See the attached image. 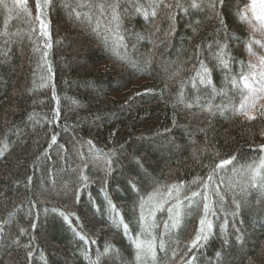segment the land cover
Listing matches in <instances>:
<instances>
[{
  "label": "trees",
  "instance_id": "trees-1",
  "mask_svg": "<svg viewBox=\"0 0 264 264\" xmlns=\"http://www.w3.org/2000/svg\"><path fill=\"white\" fill-rule=\"evenodd\" d=\"M35 3L28 0L32 18ZM175 3L163 0L155 17L130 12L120 41L106 18L80 23L55 0L50 49L32 18L0 5V53H8L0 55V264H90L109 245L99 264H186L193 253L194 264H264V183L253 187L249 169L264 158V100L255 119L245 118L236 112L241 92L226 79L238 78L239 61L245 72L256 62L246 50L251 30L236 16L237 0L218 8L234 34L227 38L213 10ZM217 42L228 45L231 72L214 58ZM253 51L264 49L253 43ZM201 63L211 86L197 77ZM225 159L232 163L217 168ZM205 182L212 234L186 256L204 215ZM171 185H182L175 228ZM193 191L201 196L189 206ZM164 199V210H154ZM134 239L153 242L155 256L137 261Z\"/></svg>",
  "mask_w": 264,
  "mask_h": 264
},
{
  "label": "snow or ice",
  "instance_id": "snow-or-ice-1",
  "mask_svg": "<svg viewBox=\"0 0 264 264\" xmlns=\"http://www.w3.org/2000/svg\"><path fill=\"white\" fill-rule=\"evenodd\" d=\"M55 3V0H36L35 9L36 15L32 18V11L28 6V0H12L11 7L6 2V0H0V5L4 8L8 9L9 12L17 11L18 13H22L26 17L32 18L30 19L31 25L39 26V35L45 38L44 47L46 49L51 48V43L49 42L50 32H49V22L47 21V10L52 7ZM61 6L67 11L69 18H74L80 23L91 24L93 19L97 17L106 18L107 27L106 30L109 33L115 34L118 37V40L122 41L123 37L119 36L118 29L123 24V19L130 12H134L136 14H142L145 18L155 17L157 15L156 9L163 3V0H152L151 3L145 5L141 3L140 0H60ZM165 7L172 8L173 5L165 4ZM184 5L181 3V0H176L175 7H183ZM188 7L193 9H201L203 7L210 8L213 10L221 24L226 38L232 36L228 30V25L224 19V14L222 11H218L219 9H223L225 7V0H188ZM87 8V11H82V9ZM150 9V10H149ZM236 16L240 22L247 24L250 32V40L246 45V50L248 54L252 57H256V62L253 63L251 60L247 64L248 71H243L245 67L243 61H239L242 66V71L238 74V78L236 75L231 77H226L229 80L230 84L233 88L237 89L241 92L242 100L240 102L239 108L236 109V112L240 115H243L247 119H255V116L252 115V111L258 110V104L261 100H264V52H262L259 56L257 53L253 51V43L259 45L261 49H264V43L261 42V39H256L255 34L259 33L262 38H264V0H244L243 6L241 7L239 4V0H237L236 6ZM96 19L97 29L100 26V19ZM32 32H36L37 28L35 26L31 27ZM7 43V41H6ZM218 51L214 54V58L217 60L219 66L224 69H227L231 72L230 61L233 59L230 52L228 51V45L220 44L217 42ZM4 57H7L8 53H0ZM48 52L45 51L43 54V58L45 64L47 66L48 73L52 72V68L47 61ZM202 72L197 73V77L200 83H204L206 85L211 86V72L207 68V66L201 63ZM43 79V78H42ZM44 86L43 84L41 85ZM213 91L216 89L213 87ZM191 107V105H189ZM260 107H264V105H260ZM207 111H212V106L209 105L206 108ZM59 110L57 109L55 112V117L58 118ZM32 117L30 116L29 119ZM56 143V135H52L51 143ZM91 144V141L88 142ZM264 148V146H261ZM136 160L137 165L141 164V161L136 157H133ZM233 160L235 157L232 158ZM106 163L109 166V170L111 167V161L107 160ZM232 163V160H222L219 164L216 165L217 168H223L224 165ZM249 169L251 170V183L253 187H256L258 181L264 183V176L261 175V172L264 171V158H261L260 163L256 166L249 165ZM82 180H87L86 176L81 177ZM208 180H212V176L209 175ZM131 182V181H130ZM135 187V185H133ZM182 185H171L167 187V192L165 195L171 199H175L176 203L167 208V211L171 214L175 211L176 219L171 224L172 228H175L179 224L180 217V206L183 204V201L179 198V191ZM209 185L207 182L203 184V188L205 189V194L202 199L203 203V217L199 221V228L196 231L194 239L191 241L188 251L185 253L187 256L188 253H193L194 249H198L203 245V243L207 242L210 235L212 234L213 224L211 220L208 219L209 213L211 211V205L208 202L209 196L207 194V189ZM159 190H157L158 192ZM176 192L177 195L173 196V192ZM218 194V193H217ZM201 196V192L193 191L191 193V197L185 196L184 200L188 201L189 206L193 203V197ZM151 195L149 199H151ZM168 204V199H164L163 201H157L154 210L163 211L164 205ZM239 207V205H237ZM140 208L144 209L143 198L140 203ZM112 209L115 210V206L112 205ZM63 215V213H61ZM66 220L67 216L64 217ZM172 219L171 215L169 217ZM146 218L143 214L140 217V222L143 224ZM35 227V225H33ZM125 234L128 233V225H123ZM165 229H169V224L165 222ZM222 228L226 230L227 224L222 225ZM25 230L21 229V233ZM238 233L236 235V240L238 243H243V235L239 234L240 230L236 229ZM81 240H85L86 237L81 236ZM227 242V241H226ZM92 243H96L92 241ZM132 244L135 248V259L137 261H141L144 256L151 254L155 256V244L151 241H144L139 239H134ZM163 245L161 244V247ZM112 252V246H105L104 252L97 254L96 260H91L90 264H99L102 258L109 256ZM219 255V253H217ZM117 258H119V254L117 253ZM196 260V255L193 253L191 257L186 261V264H194Z\"/></svg>",
  "mask_w": 264,
  "mask_h": 264
}]
</instances>
